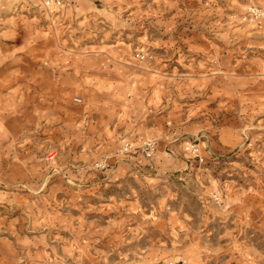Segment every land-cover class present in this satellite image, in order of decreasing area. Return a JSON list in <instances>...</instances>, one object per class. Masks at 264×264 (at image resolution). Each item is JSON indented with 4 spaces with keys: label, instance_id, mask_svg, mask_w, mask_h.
Instances as JSON below:
<instances>
[{
    "label": "rangeland",
    "instance_id": "374dc122",
    "mask_svg": "<svg viewBox=\"0 0 264 264\" xmlns=\"http://www.w3.org/2000/svg\"><path fill=\"white\" fill-rule=\"evenodd\" d=\"M174 259L264 264V0H1L0 264Z\"/></svg>",
    "mask_w": 264,
    "mask_h": 264
},
{
    "label": "built area",
    "instance_id": "2783aa9c",
    "mask_svg": "<svg viewBox=\"0 0 264 264\" xmlns=\"http://www.w3.org/2000/svg\"><path fill=\"white\" fill-rule=\"evenodd\" d=\"M0 3H1V0H0ZM46 3L50 4L51 1H48ZM152 149H153V143L147 142L145 146V150L147 154L151 153ZM159 264H195V263L188 259H174V260L163 261V262H160Z\"/></svg>",
    "mask_w": 264,
    "mask_h": 264
},
{
    "label": "crops",
    "instance_id": "0c3cea01",
    "mask_svg": "<svg viewBox=\"0 0 264 264\" xmlns=\"http://www.w3.org/2000/svg\"><path fill=\"white\" fill-rule=\"evenodd\" d=\"M1 4V3H0Z\"/></svg>",
    "mask_w": 264,
    "mask_h": 264
}]
</instances>
